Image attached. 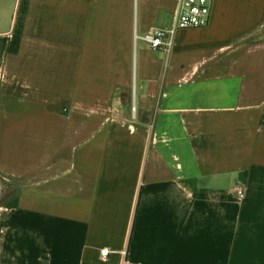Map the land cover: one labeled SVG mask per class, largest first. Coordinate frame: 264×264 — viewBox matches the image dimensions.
<instances>
[{"label":"crops","instance_id":"0c3cea01","mask_svg":"<svg viewBox=\"0 0 264 264\" xmlns=\"http://www.w3.org/2000/svg\"><path fill=\"white\" fill-rule=\"evenodd\" d=\"M9 4L0 264H264V0H214L169 56L144 38L175 0Z\"/></svg>","mask_w":264,"mask_h":264},{"label":"built area","instance_id":"2783aa9c","mask_svg":"<svg viewBox=\"0 0 264 264\" xmlns=\"http://www.w3.org/2000/svg\"><path fill=\"white\" fill-rule=\"evenodd\" d=\"M214 7V0H175L173 18L170 28H153L144 40L152 50H163L168 53L174 46L178 31L200 29L209 25ZM242 199V190L237 191ZM108 250H102L101 256L106 259Z\"/></svg>","mask_w":264,"mask_h":264},{"label":"rangeland","instance_id":"374dc122","mask_svg":"<svg viewBox=\"0 0 264 264\" xmlns=\"http://www.w3.org/2000/svg\"><path fill=\"white\" fill-rule=\"evenodd\" d=\"M11 1H13V0H9V3L10 4H11ZM137 12H138V4H137ZM172 18H173V14H171V16H170L167 24L165 25L166 28H170L171 27ZM175 40L178 41V38L175 37ZM137 44L140 45L142 43H141V41L136 40V45ZM173 48H174V46L172 47V49L170 50V52H168V53L165 52L167 56H169L172 53ZM159 58H161V59L164 58V60H165V57L164 56H160ZM15 186H16V184H14V183H6V182L3 183L2 185H0V188H3L2 189L3 191L0 192V202L2 203V206L9 204L16 197L15 196V190H16Z\"/></svg>","mask_w":264,"mask_h":264},{"label":"trees","instance_id":"16d2710c","mask_svg":"<svg viewBox=\"0 0 264 264\" xmlns=\"http://www.w3.org/2000/svg\"><path fill=\"white\" fill-rule=\"evenodd\" d=\"M5 183V182H4ZM15 188H16V190H15V198H14V200L12 201V202H10L9 204H7V205H4L5 207H7V208H16L17 206H18V201H19V199H18V196H19V186H15ZM8 189V188H7ZM0 205H2V203L0 202Z\"/></svg>","mask_w":264,"mask_h":264},{"label":"flooded vegetation","instance_id":"af4514ba","mask_svg":"<svg viewBox=\"0 0 264 264\" xmlns=\"http://www.w3.org/2000/svg\"><path fill=\"white\" fill-rule=\"evenodd\" d=\"M3 190L0 189V192H2Z\"/></svg>","mask_w":264,"mask_h":264}]
</instances>
